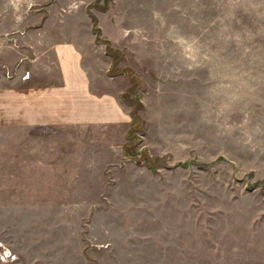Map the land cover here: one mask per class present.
Segmentation results:
<instances>
[{"label": "rangeland", "instance_id": "rangeland-1", "mask_svg": "<svg viewBox=\"0 0 264 264\" xmlns=\"http://www.w3.org/2000/svg\"><path fill=\"white\" fill-rule=\"evenodd\" d=\"M59 11L141 81L133 149L123 127H0V264H264V0H0L1 39ZM67 139L74 165L27 155Z\"/></svg>", "mask_w": 264, "mask_h": 264}, {"label": "crops", "instance_id": "crops-1", "mask_svg": "<svg viewBox=\"0 0 264 264\" xmlns=\"http://www.w3.org/2000/svg\"><path fill=\"white\" fill-rule=\"evenodd\" d=\"M20 17L10 14L12 20ZM101 45L80 12H49L40 26L6 31L2 39L0 30V127L68 133L75 127H123V147L132 119L121 94L130 81L125 74L109 76L112 62ZM49 144L27 142V155L74 165V140Z\"/></svg>", "mask_w": 264, "mask_h": 264}, {"label": "trees", "instance_id": "trees-1", "mask_svg": "<svg viewBox=\"0 0 264 264\" xmlns=\"http://www.w3.org/2000/svg\"><path fill=\"white\" fill-rule=\"evenodd\" d=\"M92 21V32L93 34H95V41L98 43V42H103L104 43V46H105V53L106 55L110 56L111 53H112V49L110 48V43L108 41H101L100 40V35H101V31L98 27H96V20L91 19ZM114 62V61H113ZM113 63H112V66H111V69L113 67ZM109 76H115V75H118L119 73L115 74L112 72V70H109L108 72ZM121 74V73H120ZM128 74V73H127ZM130 79L132 80V85L123 93L121 94V100L131 106V111H130V117L132 119V122L129 126V129L126 133V136H127V139H128V143H130V135H131V132L133 131L132 128H133V122L134 120L138 119V115L137 113H135V109L138 108V101L136 99H134V101H128L127 100V97L130 96V95H135L137 90L139 89V86H140V80L138 77H136L135 75H129ZM130 149L132 150L133 148L130 146L128 147V145H124V153H125V156H129V151Z\"/></svg>", "mask_w": 264, "mask_h": 264}, {"label": "built area", "instance_id": "built-area-1", "mask_svg": "<svg viewBox=\"0 0 264 264\" xmlns=\"http://www.w3.org/2000/svg\"><path fill=\"white\" fill-rule=\"evenodd\" d=\"M28 77H29V74L26 73V74L23 76V79H26V78H28Z\"/></svg>", "mask_w": 264, "mask_h": 264}]
</instances>
